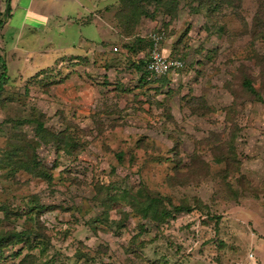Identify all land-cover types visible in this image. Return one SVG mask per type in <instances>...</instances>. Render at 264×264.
<instances>
[{
	"label": "rangeland",
	"instance_id": "obj_1",
	"mask_svg": "<svg viewBox=\"0 0 264 264\" xmlns=\"http://www.w3.org/2000/svg\"><path fill=\"white\" fill-rule=\"evenodd\" d=\"M82 1L43 56L1 48L0 264H252L264 0ZM153 33L182 67L145 82Z\"/></svg>",
	"mask_w": 264,
	"mask_h": 264
},
{
	"label": "crops",
	"instance_id": "obj_2",
	"mask_svg": "<svg viewBox=\"0 0 264 264\" xmlns=\"http://www.w3.org/2000/svg\"><path fill=\"white\" fill-rule=\"evenodd\" d=\"M70 5L72 8L76 7V9L68 10L70 9ZM18 10L21 11L18 12ZM89 11L90 8H86L82 0H0V54L2 55L0 56L3 58L4 49L13 57H17V54L20 52L19 55L24 54L29 60L31 56L36 55L38 52L43 56V54L47 52V47L53 46L55 40H53V38L56 30L62 32L64 28L73 26L85 29L86 24H78L77 20L84 18L89 14ZM14 19L18 22L19 27H10L7 39L1 37L4 27H9V24ZM90 25V29L98 31V41L102 39V28H100L99 24L96 23L95 26H93L92 22ZM25 32H34L35 35L44 36L43 40L41 39V41L37 43L39 49H37V47H34L35 49H24L20 47L19 44L22 39V34ZM80 36H82V39L78 38V45L71 44L70 41L69 45L75 46V48L73 47L74 49H71L73 52H75L74 50H83L81 56H84L85 45L91 42L95 47V42L90 39L89 35L80 34ZM35 41L38 40L35 39ZM97 46L101 47L98 44ZM42 48H44V50H41ZM71 55L78 56L79 54ZM27 58L24 59L25 62H27ZM69 58H71V56ZM3 59L7 61L11 60L9 57ZM3 64L4 63H2V65ZM258 149L260 150L261 148ZM247 246L249 248L256 247V252H251L252 264H264V198L260 200L256 199V236L249 238Z\"/></svg>",
	"mask_w": 264,
	"mask_h": 264
},
{
	"label": "built area",
	"instance_id": "obj_3",
	"mask_svg": "<svg viewBox=\"0 0 264 264\" xmlns=\"http://www.w3.org/2000/svg\"><path fill=\"white\" fill-rule=\"evenodd\" d=\"M149 39L152 43V50L149 57L145 61V71L147 79L150 81L156 80L169 73H175L182 67L180 60L164 56L160 50L161 38L157 34H149ZM251 258L252 255L249 254Z\"/></svg>",
	"mask_w": 264,
	"mask_h": 264
},
{
	"label": "trees",
	"instance_id": "obj_4",
	"mask_svg": "<svg viewBox=\"0 0 264 264\" xmlns=\"http://www.w3.org/2000/svg\"><path fill=\"white\" fill-rule=\"evenodd\" d=\"M147 38V37H146ZM149 41H148V45H147V48L149 47V46H151L150 45V39L149 38H147ZM140 48V47H139ZM144 48V47H143ZM146 48V47H145ZM142 51V48H140V49H138V51H136L135 52V54L137 55V54H139L140 52ZM135 56V55H134ZM144 57V56H143ZM174 58V57H173ZM147 59L146 58H143V59H135V61H134V66H135V71H137V73L139 72L140 73V80L141 81H150V80H148L147 79V72L145 71V61H146ZM178 60H180V59H178ZM181 61V60H180ZM6 79H4L3 77H1V81H0V88L6 83V81H5ZM247 87L252 91V88H251V86H250V84H247Z\"/></svg>",
	"mask_w": 264,
	"mask_h": 264
},
{
	"label": "clouds",
	"instance_id": "obj_5",
	"mask_svg": "<svg viewBox=\"0 0 264 264\" xmlns=\"http://www.w3.org/2000/svg\"><path fill=\"white\" fill-rule=\"evenodd\" d=\"M249 254H251V253H249ZM252 255V254H251ZM252 258V257H251Z\"/></svg>",
	"mask_w": 264,
	"mask_h": 264
}]
</instances>
